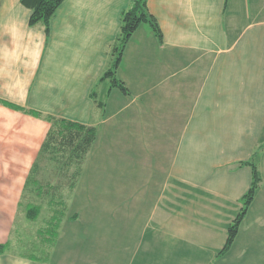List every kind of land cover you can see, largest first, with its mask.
<instances>
[{"label": "crops", "instance_id": "1", "mask_svg": "<svg viewBox=\"0 0 264 264\" xmlns=\"http://www.w3.org/2000/svg\"><path fill=\"white\" fill-rule=\"evenodd\" d=\"M131 2L65 0L47 36L0 0V264H264V0H148L162 38L134 33L125 94L100 79ZM50 118L97 137L70 200L48 201L65 208L55 246L39 229L28 254L24 186ZM124 142L153 156L121 158ZM251 161L262 183L221 255Z\"/></svg>", "mask_w": 264, "mask_h": 264}, {"label": "trees", "instance_id": "2", "mask_svg": "<svg viewBox=\"0 0 264 264\" xmlns=\"http://www.w3.org/2000/svg\"><path fill=\"white\" fill-rule=\"evenodd\" d=\"M64 1L65 0H22V3L32 11L29 23L30 26L43 27L48 36L50 34L51 20ZM143 24H149L153 28L155 34L159 38H162L159 25L149 12L148 0H132L130 7L122 14L120 34L110 51V66L100 79V82L109 80L111 88H118L125 94H128L129 91L124 83L117 78V70L121 64L127 44L134 33ZM49 122L52 124V127L47 135V140L42 148V152H49L53 154L54 157L61 155L66 158L64 162L68 166L77 165L80 169L96 140V128L56 118H50ZM249 165L253 169V183L249 192L244 197V205L240 214L228 230L227 242L220 253L221 255L227 252L235 241L240 225L262 183L261 174L257 166L253 161L249 162ZM63 212L61 214L55 213L52 217V222L48 224L49 230L46 232L54 236L53 240L52 238L50 239V234L47 236H44V234L42 235L44 239L47 237V243H49L51 248L56 244L59 235V225L65 216ZM38 214L39 210L36 207H31L27 216L32 220L37 218Z\"/></svg>", "mask_w": 264, "mask_h": 264}, {"label": "rangeland", "instance_id": "3", "mask_svg": "<svg viewBox=\"0 0 264 264\" xmlns=\"http://www.w3.org/2000/svg\"><path fill=\"white\" fill-rule=\"evenodd\" d=\"M124 143L125 145H122L119 149L121 158L129 159L136 155L137 159L150 160L151 156H153L151 155L148 157L146 151H142L139 148H135V150H133L134 148H131L133 147L132 142ZM133 151H135V155ZM40 155L42 160H38L35 165L30 167V172L24 186L25 193L23 194L22 199L23 207H21L22 210H24L26 206L33 208L36 207L39 210V214L37 218L31 220L27 216L28 213L24 210L26 218L28 219V233H25L23 245L15 244L18 250L28 254H38L37 252H40L42 247L44 248L41 242H39V240L42 241V237L38 240L39 237L37 230L41 229L44 236L50 234L49 237L53 240L54 236H52L51 233L46 232L49 230V225L46 224L52 221L51 218L55 215V212H63L65 208H61L59 206L53 208L52 205L49 206L48 201L57 203V205H65L66 200H70L72 196L71 193L77 189L85 162L87 160L86 157L83 166L79 169L77 165L68 166L64 162L66 158L61 155L54 157V155L49 152H42V149L40 151ZM29 210L27 211L29 212ZM43 219L46 224H44ZM45 238L47 239V237ZM33 244L39 248H34ZM44 245L47 249L50 246L47 242H45Z\"/></svg>", "mask_w": 264, "mask_h": 264}]
</instances>
